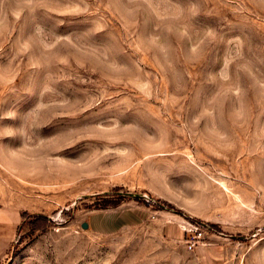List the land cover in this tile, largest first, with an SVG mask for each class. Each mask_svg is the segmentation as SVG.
<instances>
[{
	"label": "rangeland",
	"instance_id": "374dc122",
	"mask_svg": "<svg viewBox=\"0 0 264 264\" xmlns=\"http://www.w3.org/2000/svg\"><path fill=\"white\" fill-rule=\"evenodd\" d=\"M0 211V264H264V0H0Z\"/></svg>",
	"mask_w": 264,
	"mask_h": 264
},
{
	"label": "crops",
	"instance_id": "0c3cea01",
	"mask_svg": "<svg viewBox=\"0 0 264 264\" xmlns=\"http://www.w3.org/2000/svg\"><path fill=\"white\" fill-rule=\"evenodd\" d=\"M9 227H10L9 216L0 211V250L1 247H3L2 242H5L7 240L5 234L1 235V233H3L5 230H8ZM11 227L15 228V224L11 223Z\"/></svg>",
	"mask_w": 264,
	"mask_h": 264
},
{
	"label": "built area",
	"instance_id": "2783aa9c",
	"mask_svg": "<svg viewBox=\"0 0 264 264\" xmlns=\"http://www.w3.org/2000/svg\"><path fill=\"white\" fill-rule=\"evenodd\" d=\"M197 236H200V235H197ZM196 242H197V239H195V238L188 239V240H186V245L188 246V248L192 249L195 246Z\"/></svg>",
	"mask_w": 264,
	"mask_h": 264
},
{
	"label": "trees",
	"instance_id": "16d2710c",
	"mask_svg": "<svg viewBox=\"0 0 264 264\" xmlns=\"http://www.w3.org/2000/svg\"><path fill=\"white\" fill-rule=\"evenodd\" d=\"M26 214V213H23ZM36 220H38V218H36L34 221L31 222V224L33 225V227H36Z\"/></svg>",
	"mask_w": 264,
	"mask_h": 264
},
{
	"label": "water",
	"instance_id": "95a60500",
	"mask_svg": "<svg viewBox=\"0 0 264 264\" xmlns=\"http://www.w3.org/2000/svg\"><path fill=\"white\" fill-rule=\"evenodd\" d=\"M81 226H82L83 228H87V223H86V222H83Z\"/></svg>",
	"mask_w": 264,
	"mask_h": 264
}]
</instances>
